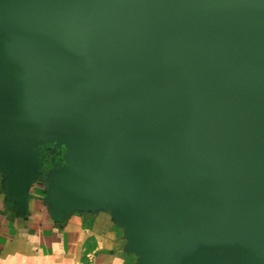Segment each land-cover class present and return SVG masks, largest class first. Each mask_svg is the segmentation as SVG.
Segmentation results:
<instances>
[{"label":"water","instance_id":"95a60500","mask_svg":"<svg viewBox=\"0 0 264 264\" xmlns=\"http://www.w3.org/2000/svg\"><path fill=\"white\" fill-rule=\"evenodd\" d=\"M43 168L138 264H264V0H0V173Z\"/></svg>","mask_w":264,"mask_h":264},{"label":"crops","instance_id":"0c3cea01","mask_svg":"<svg viewBox=\"0 0 264 264\" xmlns=\"http://www.w3.org/2000/svg\"><path fill=\"white\" fill-rule=\"evenodd\" d=\"M42 171L22 200L0 173V264H138L140 254L110 208L54 213L47 204L49 169Z\"/></svg>","mask_w":264,"mask_h":264},{"label":"flooded vegetation","instance_id":"af4514ba","mask_svg":"<svg viewBox=\"0 0 264 264\" xmlns=\"http://www.w3.org/2000/svg\"><path fill=\"white\" fill-rule=\"evenodd\" d=\"M63 150L64 148H60V147H54L53 145L51 144H48L44 147L43 151H42V154H52V156L54 155L55 156V159H58V158H61L62 157H58L57 155L60 154L61 156L63 155Z\"/></svg>","mask_w":264,"mask_h":264},{"label":"rangeland","instance_id":"374dc122","mask_svg":"<svg viewBox=\"0 0 264 264\" xmlns=\"http://www.w3.org/2000/svg\"><path fill=\"white\" fill-rule=\"evenodd\" d=\"M46 145H48V144H46ZM46 145H44V147L46 146ZM51 145H53V144H51ZM54 146V145H53ZM44 147H43V149H44ZM54 147H57V146H54ZM61 148V147H60ZM64 148V147H63ZM43 151V150H42ZM65 152V148H64V150H63V152L62 153H64ZM46 159H49V163L47 164V165H49L50 167L52 166V163H55V164H59V163H62L63 161H64V159H63V155L61 156L60 154H58L57 156L58 157H62V159L61 158H58V159H55V156L53 155L52 156V154L50 155V154H44L43 155Z\"/></svg>","mask_w":264,"mask_h":264}]
</instances>
